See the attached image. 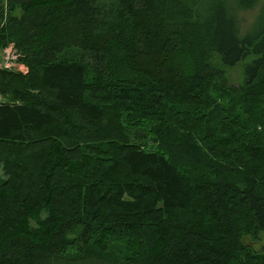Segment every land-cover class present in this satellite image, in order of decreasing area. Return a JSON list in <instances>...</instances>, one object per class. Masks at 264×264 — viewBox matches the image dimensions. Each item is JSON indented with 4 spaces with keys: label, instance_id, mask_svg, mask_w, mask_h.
<instances>
[{
    "label": "trees",
    "instance_id": "trees-1",
    "mask_svg": "<svg viewBox=\"0 0 264 264\" xmlns=\"http://www.w3.org/2000/svg\"><path fill=\"white\" fill-rule=\"evenodd\" d=\"M257 2L0 0V264H264Z\"/></svg>",
    "mask_w": 264,
    "mask_h": 264
},
{
    "label": "rangeland",
    "instance_id": "rangeland-1",
    "mask_svg": "<svg viewBox=\"0 0 264 264\" xmlns=\"http://www.w3.org/2000/svg\"><path fill=\"white\" fill-rule=\"evenodd\" d=\"M264 27V0H258L257 4L248 10H244L240 12V30L242 34H245L248 30L249 33L256 34L259 32L261 28ZM17 54L15 50L12 47V44L6 46L4 49H0V65L2 66H10L13 69H17L20 71L25 72L26 68L18 63ZM252 56H247L246 58L241 59L238 61L235 65L227 67L226 69V75H227V82L234 86H239V84L243 80L244 76V69L245 65L250 63ZM4 66V67H5ZM0 101H6V97L0 95ZM218 101L221 104L225 103L224 99H221L218 97ZM226 107V106H225ZM228 111L229 112H237L236 110L232 109L230 106ZM223 112H219L218 114H215L212 118V122L210 123L212 126H215L218 121H221L220 117ZM238 128V127H236ZM154 137L146 136L141 138L142 141L146 142V146L149 148H156L153 144L157 143L156 141H153ZM158 144V143H157ZM6 175L4 174L2 170V166L0 164V184L5 180ZM260 234L261 237L257 240H252L250 237H245V242L248 243L251 247L254 249H264V231H262Z\"/></svg>",
    "mask_w": 264,
    "mask_h": 264
},
{
    "label": "built area",
    "instance_id": "built-area-1",
    "mask_svg": "<svg viewBox=\"0 0 264 264\" xmlns=\"http://www.w3.org/2000/svg\"><path fill=\"white\" fill-rule=\"evenodd\" d=\"M5 66V65H4ZM5 67H10V66H5Z\"/></svg>",
    "mask_w": 264,
    "mask_h": 264
}]
</instances>
